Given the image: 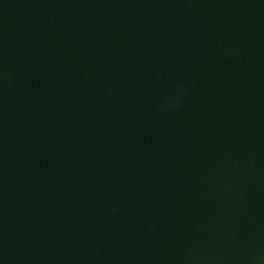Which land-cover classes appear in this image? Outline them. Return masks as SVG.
Returning <instances> with one entry per match:
<instances>
[{"label":"water","instance_id":"obj_1","mask_svg":"<svg viewBox=\"0 0 264 264\" xmlns=\"http://www.w3.org/2000/svg\"><path fill=\"white\" fill-rule=\"evenodd\" d=\"M0 264H264V0H0Z\"/></svg>","mask_w":264,"mask_h":264}]
</instances>
